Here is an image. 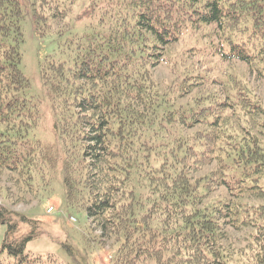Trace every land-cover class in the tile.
I'll return each mask as SVG.
<instances>
[{"label": "trees", "instance_id": "trees-1", "mask_svg": "<svg viewBox=\"0 0 264 264\" xmlns=\"http://www.w3.org/2000/svg\"><path fill=\"white\" fill-rule=\"evenodd\" d=\"M26 22L58 40L38 60L50 127ZM235 63L264 79V0H0V173L25 192L59 176L109 264H264V101ZM0 224V264H59L25 251L36 220L0 206ZM225 225L249 228L244 250Z\"/></svg>", "mask_w": 264, "mask_h": 264}, {"label": "rangeland", "instance_id": "rangeland-1", "mask_svg": "<svg viewBox=\"0 0 264 264\" xmlns=\"http://www.w3.org/2000/svg\"><path fill=\"white\" fill-rule=\"evenodd\" d=\"M78 8L75 7L73 15L76 16ZM24 43L21 68L31 83L30 94L43 102L45 126L50 127L52 116L47 103L45 89L39 76L38 60L45 54L58 52L57 39L53 35L39 37L31 31L30 25L23 24ZM67 58V51H63ZM236 69L246 72L256 94L264 101V79L255 78L248 74L243 64L235 63ZM154 75L160 84L171 78L168 69L159 65ZM47 138V137H46ZM57 176L51 182L50 193L41 186L31 192L23 191L8 172L0 173V206L11 212L23 214L36 220L39 235L30 239L25 251L32 255L53 254L59 264H109V255L113 246V238L104 234L101 238L99 229L90 226L83 210L65 207L63 202V188ZM15 183V184H14ZM223 195L224 191H217ZM250 203H261V200L252 199ZM49 208L51 210L49 211ZM224 244L239 253L249 244V228L235 229L225 225ZM6 225L0 224V250L5 236ZM3 254L0 252V256Z\"/></svg>", "mask_w": 264, "mask_h": 264}, {"label": "built area", "instance_id": "built-area-1", "mask_svg": "<svg viewBox=\"0 0 264 264\" xmlns=\"http://www.w3.org/2000/svg\"><path fill=\"white\" fill-rule=\"evenodd\" d=\"M51 210V208H49V211Z\"/></svg>", "mask_w": 264, "mask_h": 264}]
</instances>
